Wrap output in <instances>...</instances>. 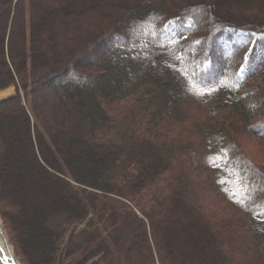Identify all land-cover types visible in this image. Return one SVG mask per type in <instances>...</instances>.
Listing matches in <instances>:
<instances>
[{"label": "trees", "instance_id": "1", "mask_svg": "<svg viewBox=\"0 0 264 264\" xmlns=\"http://www.w3.org/2000/svg\"><path fill=\"white\" fill-rule=\"evenodd\" d=\"M252 41L264 0H0V218L19 260L264 264Z\"/></svg>", "mask_w": 264, "mask_h": 264}, {"label": "rangeland", "instance_id": "2", "mask_svg": "<svg viewBox=\"0 0 264 264\" xmlns=\"http://www.w3.org/2000/svg\"><path fill=\"white\" fill-rule=\"evenodd\" d=\"M254 48H255V46L253 44L250 45V47H249V49H248V51L244 57L245 61H244L243 65L241 66L242 68H244L246 64H250V65H252V69L255 72L252 76H250L248 78V80L246 82V88H245L246 93H252L259 88L264 90V59H263V61H259L258 59H254V56H253ZM97 58H99V57H97ZM14 94H15V88L13 86H10L5 90L0 91V99L1 98H7L9 96H13ZM39 94H41L42 96L45 97L47 95V91H39ZM45 109H46V113H47V115L45 116L46 120L54 118L55 115L57 114L56 111L53 110V105H52L50 99H49V101L46 102ZM3 176H5V175H0L2 184L5 182ZM3 189H4V195L7 198V200L11 201L15 198V194L11 190V187L4 186ZM217 197L207 196V198H210V199H208L209 203L214 207V210L218 212L217 215L223 216L224 218H228L230 220L231 218H233L230 216L234 215V213H231V209L226 202L219 200ZM203 202L205 203V201H203ZM210 207L211 206H209V208ZM0 237L4 241L5 246L7 248H9L13 260L15 262H17L18 264H23L19 260V258L17 257L12 244L9 242V238L7 237V234L4 230L1 218H0Z\"/></svg>", "mask_w": 264, "mask_h": 264}, {"label": "bare ground", "instance_id": "3", "mask_svg": "<svg viewBox=\"0 0 264 264\" xmlns=\"http://www.w3.org/2000/svg\"><path fill=\"white\" fill-rule=\"evenodd\" d=\"M254 45V59H258L259 61H263L264 59V52L263 48L261 46H258L256 41H252L251 45ZM249 72L255 73L254 70L252 69V65H250L249 67ZM1 100V99H0ZM0 264H18L17 262H15L11 256V252L9 250V248H7L5 246L4 241L2 240V238L0 237Z\"/></svg>", "mask_w": 264, "mask_h": 264}]
</instances>
